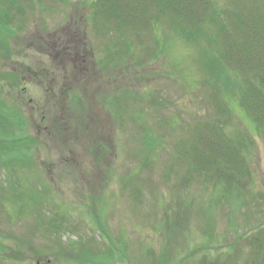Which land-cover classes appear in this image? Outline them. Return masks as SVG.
I'll use <instances>...</instances> for the list:
<instances>
[{
	"label": "rangeland",
	"instance_id": "obj_1",
	"mask_svg": "<svg viewBox=\"0 0 264 264\" xmlns=\"http://www.w3.org/2000/svg\"><path fill=\"white\" fill-rule=\"evenodd\" d=\"M92 1L0 0L12 19V31H0V98L36 140L16 177L63 224L51 237L35 229L30 205L0 206V264H150L152 255L155 264H224L229 255L241 264L248 234L264 224V132L233 103L226 131L248 138L245 188L178 182L176 145L210 114L211 51L170 20L144 36L101 32L88 18ZM55 115L73 139L46 136Z\"/></svg>",
	"mask_w": 264,
	"mask_h": 264
},
{
	"label": "trees",
	"instance_id": "obj_2",
	"mask_svg": "<svg viewBox=\"0 0 264 264\" xmlns=\"http://www.w3.org/2000/svg\"><path fill=\"white\" fill-rule=\"evenodd\" d=\"M8 1L2 0L4 7L19 6L16 0ZM0 11V31L10 33L12 19H7V9ZM88 18L101 32L135 36L153 31L160 20H170L187 40L201 41L209 47L212 59L205 60L204 71L209 79L206 93L210 114L205 119L194 120L190 139L176 145L175 165H181L182 173H177L175 179L183 184L190 180L203 186L212 184L229 194L245 188L244 180L249 172L248 138L238 129L227 133L226 127L235 115L234 103L247 115L256 131L264 132V0H93ZM0 44H4L2 37ZM105 48L106 51L111 49ZM127 51H123L125 55ZM1 99L0 169L6 171L7 178L0 183V206L6 210V203L11 207L16 204L18 208L30 205L37 215L35 229L56 236L63 226L59 217H45L39 209L42 200L39 194L36 201L31 200L32 190L16 177L27 160L23 150L30 146L29 141L36 140L28 137L27 122L24 115L18 113L16 104ZM62 101L61 98L60 103ZM47 123L46 136L56 139L65 134L73 139L61 124V116L50 117ZM83 128L82 125L81 130ZM132 188L130 194L134 196ZM8 192L13 195L11 198ZM98 223L103 225L101 221ZM245 245L248 253L241 264H264V224L248 234ZM239 251L236 247L233 250L235 254ZM151 255L152 252L148 253V260ZM229 257L222 263L240 264ZM154 260L152 255L150 264H155Z\"/></svg>",
	"mask_w": 264,
	"mask_h": 264
}]
</instances>
